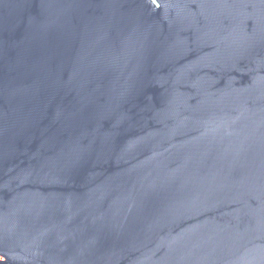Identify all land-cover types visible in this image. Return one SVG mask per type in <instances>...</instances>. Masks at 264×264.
<instances>
[{
	"label": "water",
	"instance_id": "95a60500",
	"mask_svg": "<svg viewBox=\"0 0 264 264\" xmlns=\"http://www.w3.org/2000/svg\"><path fill=\"white\" fill-rule=\"evenodd\" d=\"M0 264H264V0H0Z\"/></svg>",
	"mask_w": 264,
	"mask_h": 264
}]
</instances>
